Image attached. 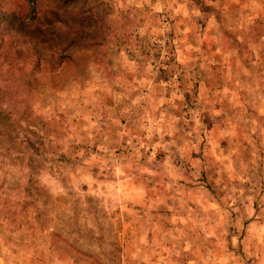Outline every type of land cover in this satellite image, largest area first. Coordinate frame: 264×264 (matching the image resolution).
Instances as JSON below:
<instances>
[{
  "label": "rangeland",
  "instance_id": "1",
  "mask_svg": "<svg viewBox=\"0 0 264 264\" xmlns=\"http://www.w3.org/2000/svg\"><path fill=\"white\" fill-rule=\"evenodd\" d=\"M0 264H264V0H0Z\"/></svg>",
  "mask_w": 264,
  "mask_h": 264
},
{
  "label": "clouds",
  "instance_id": "2",
  "mask_svg": "<svg viewBox=\"0 0 264 264\" xmlns=\"http://www.w3.org/2000/svg\"><path fill=\"white\" fill-rule=\"evenodd\" d=\"M135 103H136V102L134 101L133 104L135 105ZM137 111H138V106H137Z\"/></svg>",
  "mask_w": 264,
  "mask_h": 264
},
{
  "label": "trees",
  "instance_id": "3",
  "mask_svg": "<svg viewBox=\"0 0 264 264\" xmlns=\"http://www.w3.org/2000/svg\"><path fill=\"white\" fill-rule=\"evenodd\" d=\"M31 1V0H30Z\"/></svg>",
  "mask_w": 264,
  "mask_h": 264
}]
</instances>
